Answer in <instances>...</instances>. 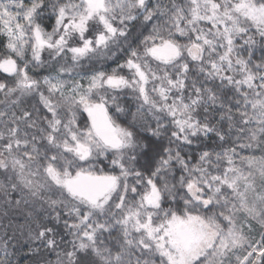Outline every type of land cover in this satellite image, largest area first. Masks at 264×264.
I'll use <instances>...</instances> for the list:
<instances>
[{"label":"snow or ice","instance_id":"1","mask_svg":"<svg viewBox=\"0 0 264 264\" xmlns=\"http://www.w3.org/2000/svg\"><path fill=\"white\" fill-rule=\"evenodd\" d=\"M0 264H264V0H0Z\"/></svg>","mask_w":264,"mask_h":264}]
</instances>
